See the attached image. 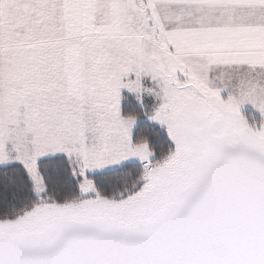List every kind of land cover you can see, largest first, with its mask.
Here are the masks:
<instances>
[{"label":"snow or ice","instance_id":"1","mask_svg":"<svg viewBox=\"0 0 264 264\" xmlns=\"http://www.w3.org/2000/svg\"><path fill=\"white\" fill-rule=\"evenodd\" d=\"M0 264H264V0H0Z\"/></svg>","mask_w":264,"mask_h":264}]
</instances>
